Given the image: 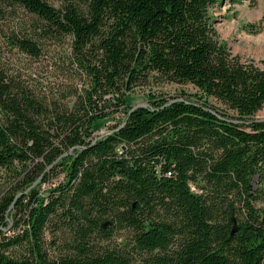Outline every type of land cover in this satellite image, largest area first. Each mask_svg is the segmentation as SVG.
<instances>
[{
    "label": "trees",
    "instance_id": "obj_1",
    "mask_svg": "<svg viewBox=\"0 0 264 264\" xmlns=\"http://www.w3.org/2000/svg\"><path fill=\"white\" fill-rule=\"evenodd\" d=\"M220 1L0 0L42 70L0 62V264H264V69Z\"/></svg>",
    "mask_w": 264,
    "mask_h": 264
},
{
    "label": "rangeland",
    "instance_id": "obj_2",
    "mask_svg": "<svg viewBox=\"0 0 264 264\" xmlns=\"http://www.w3.org/2000/svg\"><path fill=\"white\" fill-rule=\"evenodd\" d=\"M58 5L55 0V6ZM217 19L216 29L220 40L226 44L232 56H236L243 63H251L254 66L264 69V12L261 0H221L214 10ZM59 48H55L58 52ZM0 62L7 64L10 69L26 75L31 74V79L41 81L42 70L36 71L35 64L31 63L24 55L17 50H13L6 45L3 36L0 34ZM31 66V68H29ZM55 82L54 79L49 80ZM167 98L185 97L195 95V89L190 86L166 85L158 91ZM133 106L137 104H147L143 93H136L134 96ZM211 103L220 107L214 101ZM254 119H264V105L253 116ZM115 122H109L98 132L102 135L109 130ZM57 178L53 179L50 184L42 185L41 189L45 190L52 183L61 180V171L57 170Z\"/></svg>",
    "mask_w": 264,
    "mask_h": 264
},
{
    "label": "water",
    "instance_id": "obj_3",
    "mask_svg": "<svg viewBox=\"0 0 264 264\" xmlns=\"http://www.w3.org/2000/svg\"><path fill=\"white\" fill-rule=\"evenodd\" d=\"M147 106V104H137L136 106H134L133 107V109L132 110H135V109H137V108H144V107H146ZM262 121H264V119H253V122H262ZM241 123L240 121H232V123Z\"/></svg>",
    "mask_w": 264,
    "mask_h": 264
}]
</instances>
